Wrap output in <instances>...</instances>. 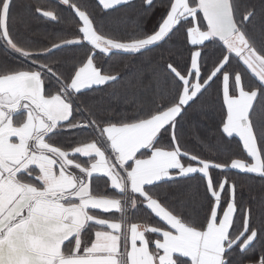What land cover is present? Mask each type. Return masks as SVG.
I'll list each match as a JSON object with an SVG mask.
<instances>
[{"label": "snow or ice", "instance_id": "obj_1", "mask_svg": "<svg viewBox=\"0 0 264 264\" xmlns=\"http://www.w3.org/2000/svg\"><path fill=\"white\" fill-rule=\"evenodd\" d=\"M18 6L0 0V264H264V196L254 219L232 179L264 182V0H166L151 30L112 27L134 0H30L68 29L43 46L13 35ZM210 90L200 142L227 159L183 142Z\"/></svg>", "mask_w": 264, "mask_h": 264}, {"label": "trees", "instance_id": "obj_2", "mask_svg": "<svg viewBox=\"0 0 264 264\" xmlns=\"http://www.w3.org/2000/svg\"><path fill=\"white\" fill-rule=\"evenodd\" d=\"M30 0H17L19 5L14 9L13 20L11 24L13 35L16 36L22 43H31L33 46H43L48 44L50 40L57 39L68 29L65 24H49L41 20L36 19L30 15L25 4ZM54 2V0H52ZM259 0H257V3ZM166 3V0H156V7L151 11H147L141 4V0L134 2V7L120 8L115 11L111 17L114 22L112 27L114 29H131L135 24H141L148 30H151L160 20L162 13L165 11L162 5ZM65 20H69L67 13H64ZM182 37L178 34L175 38L177 44H179ZM73 55H81V53H66V56L71 58ZM153 56L159 55V53H152ZM0 61L8 62L10 64L15 63L14 59L8 56L0 49ZM115 68H119L121 64L127 63L122 57H115L108 62ZM144 70H148L147 65L143 66ZM135 69H130L125 75L131 76ZM222 113L219 108V104L216 103L215 92L210 90L201 103L191 109L183 122V142L186 143L192 151H195L201 155H206L212 158L227 159V156L217 157L215 152L209 151L207 145L200 142V138H206L208 142H215L216 128L221 120ZM233 152L239 155L237 145L234 142L231 145ZM238 185V199L245 203H253V215L254 219L260 216L259 201L264 196V182L258 177L244 178V177H232ZM98 185V191L103 192L108 189L103 184L102 180L95 183ZM137 220H147L148 222L154 221L153 218H147L143 215L137 217Z\"/></svg>", "mask_w": 264, "mask_h": 264}, {"label": "crops", "instance_id": "obj_3", "mask_svg": "<svg viewBox=\"0 0 264 264\" xmlns=\"http://www.w3.org/2000/svg\"><path fill=\"white\" fill-rule=\"evenodd\" d=\"M135 1H137V0H134V2H135ZM94 190H95V191H98V190H99V189H98V185H95V184H94ZM98 192H99V191H98ZM99 193H100V192H99ZM100 194H101V193H100ZM153 219H154V218H153ZM151 222L154 223L155 220H154V221H151Z\"/></svg>", "mask_w": 264, "mask_h": 264}]
</instances>
